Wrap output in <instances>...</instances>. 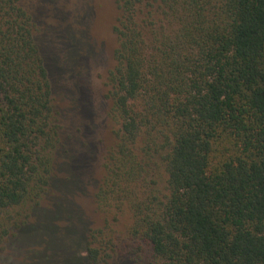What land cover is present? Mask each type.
<instances>
[{
  "label": "trees",
  "instance_id": "1",
  "mask_svg": "<svg viewBox=\"0 0 264 264\" xmlns=\"http://www.w3.org/2000/svg\"><path fill=\"white\" fill-rule=\"evenodd\" d=\"M30 2L0 0V247L30 227L63 146ZM114 2L98 208L133 215L149 264H264V0ZM107 233L87 264H107Z\"/></svg>",
  "mask_w": 264,
  "mask_h": 264
},
{
  "label": "rangeland",
  "instance_id": "2",
  "mask_svg": "<svg viewBox=\"0 0 264 264\" xmlns=\"http://www.w3.org/2000/svg\"><path fill=\"white\" fill-rule=\"evenodd\" d=\"M30 1L42 27L39 43L63 146L48 195L29 213L30 227L18 235L14 230L0 247V264H87L88 243L97 230L110 233L102 248L107 264H149L150 251L130 235L133 215L103 212L95 200L118 128L109 86L118 46L117 6L114 0Z\"/></svg>",
  "mask_w": 264,
  "mask_h": 264
}]
</instances>
